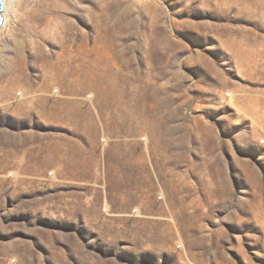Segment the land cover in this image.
Segmentation results:
<instances>
[{
    "label": "rangeland",
    "instance_id": "374dc122",
    "mask_svg": "<svg viewBox=\"0 0 264 264\" xmlns=\"http://www.w3.org/2000/svg\"><path fill=\"white\" fill-rule=\"evenodd\" d=\"M0 31V264H264V0H42Z\"/></svg>",
    "mask_w": 264,
    "mask_h": 264
},
{
    "label": "bare ground",
    "instance_id": "6f19581e",
    "mask_svg": "<svg viewBox=\"0 0 264 264\" xmlns=\"http://www.w3.org/2000/svg\"><path fill=\"white\" fill-rule=\"evenodd\" d=\"M42 0H3L2 17L3 23L0 31L4 29L8 18L12 17L14 22L19 25L30 18H34V8Z\"/></svg>",
    "mask_w": 264,
    "mask_h": 264
},
{
    "label": "water",
    "instance_id": "95a60500",
    "mask_svg": "<svg viewBox=\"0 0 264 264\" xmlns=\"http://www.w3.org/2000/svg\"><path fill=\"white\" fill-rule=\"evenodd\" d=\"M2 9H3V0H0V26L3 23V17H2V14H1Z\"/></svg>",
    "mask_w": 264,
    "mask_h": 264
}]
</instances>
